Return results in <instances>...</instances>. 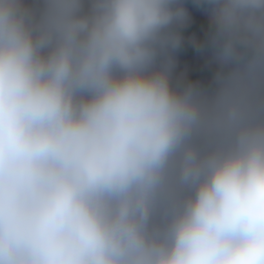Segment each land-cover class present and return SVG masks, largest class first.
Listing matches in <instances>:
<instances>
[{
    "label": "clouds",
    "instance_id": "obj_1",
    "mask_svg": "<svg viewBox=\"0 0 264 264\" xmlns=\"http://www.w3.org/2000/svg\"><path fill=\"white\" fill-rule=\"evenodd\" d=\"M193 2L207 88L184 0H0V264H264V0Z\"/></svg>",
    "mask_w": 264,
    "mask_h": 264
},
{
    "label": "trees",
    "instance_id": "obj_2",
    "mask_svg": "<svg viewBox=\"0 0 264 264\" xmlns=\"http://www.w3.org/2000/svg\"><path fill=\"white\" fill-rule=\"evenodd\" d=\"M184 6L189 13L188 23L179 28L183 37L182 45L173 53L175 66L172 70L174 83H194L207 88L212 84L216 65L211 60L210 50L197 49L193 40L205 43L209 26L207 14L202 7L197 6L193 0H184Z\"/></svg>",
    "mask_w": 264,
    "mask_h": 264
}]
</instances>
